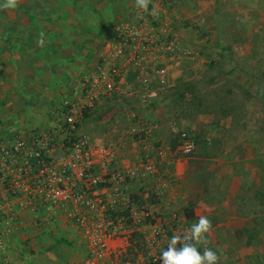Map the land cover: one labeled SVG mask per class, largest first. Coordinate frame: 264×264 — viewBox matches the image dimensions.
<instances>
[{"label":"built area","instance_id":"obj_1","mask_svg":"<svg viewBox=\"0 0 264 264\" xmlns=\"http://www.w3.org/2000/svg\"><path fill=\"white\" fill-rule=\"evenodd\" d=\"M171 9L168 1L152 0L144 11L134 1L108 31L96 63L71 79L68 94L54 111L62 124L18 133L10 140L0 135V249L23 217L42 214L52 221L66 220L81 237L85 254L70 264H162L159 257L168 244L161 246L168 233L181 230L174 218L152 215L144 198L127 187L136 178L147 180L148 174L157 186L156 199L162 201L174 174L167 151L157 143L156 162L140 154L133 166H123L121 136L114 143L96 144L80 129L85 113L108 107L113 108L108 120L118 123L117 118L127 116L125 108L115 110L118 103L156 98L194 69L196 60L179 44L176 32L177 26L193 23ZM132 118L140 120L143 132L145 121L135 114ZM196 147L181 132L173 153L189 157ZM103 191L110 192L108 199ZM137 243L141 252L133 251Z\"/></svg>","mask_w":264,"mask_h":264},{"label":"rangeland","instance_id":"obj_2","mask_svg":"<svg viewBox=\"0 0 264 264\" xmlns=\"http://www.w3.org/2000/svg\"><path fill=\"white\" fill-rule=\"evenodd\" d=\"M133 1L135 0H128L127 2L126 0L96 1L100 6L94 7L95 15L100 18L104 15H109L108 18L101 19L99 26L75 24V28H71L69 24H66L67 20H69V14L64 9L65 0H19L15 9L0 8V90L5 89V91H0L1 136L10 140L18 133L27 135L26 133L34 131L44 132L55 128L57 124H62V120L58 122L57 113L54 111H57L60 103L68 94L66 89L62 90L59 87L63 84L64 78L62 82L55 84L57 88L51 91L44 89L48 86V83L43 84L44 86L41 89L30 88L31 85L28 78L33 62L35 60L38 63L46 61L45 67H49L55 60L63 62L67 56V54L64 56V50L62 49L65 43L70 39L78 40L84 35L89 39L87 40L89 41V47L87 49L83 48L88 52L86 55L88 57L94 51L95 43L97 44L96 41H98H95L94 37L101 39L105 31L124 13L126 4L128 5ZM174 1L178 2V6L182 8L190 6L192 10L197 12H208L204 22L209 26L203 30L201 28L198 29L199 42L194 43L193 47L200 58L198 62V65H200V69L198 68L199 71L197 72L198 77L200 73V81L207 82L210 80L212 85L206 86L200 91L198 100L193 99L192 96H187L182 101L167 102L159 107L165 109L164 111L167 110V113L174 112V114H177V118H187L188 122L198 116L205 117V120L209 122L206 123L204 121L201 124L199 134L193 135L197 147L191 156L195 157V161L198 163V166H195L197 169L193 171L194 178L203 179L207 177L208 175L204 171L209 169L214 160L223 156L221 150L223 152L226 146L232 147L237 141H239L241 146L243 143H248V132L251 131L258 133L256 145L263 147L262 161L264 164V0ZM3 2L4 0H0V4H3ZM209 10L213 12L209 13ZM78 19H80V16H78ZM198 21L200 20H197L196 23ZM41 40L42 44L40 43ZM57 48L61 49L56 54ZM31 49H45L46 53L51 51L53 57L51 58L48 55L45 56L46 59H39L37 56L15 57L17 51H28ZM79 53L80 51L77 56H74V53L71 56L69 55L71 62L70 65L68 62V65L71 67L72 72L75 73L79 72L78 67L84 59L82 54L80 56ZM57 55L58 59L56 58ZM95 61L96 59L92 63L94 64ZM210 63L218 64V66L215 70L208 72L207 68ZM66 67L67 63H62V65L56 67V73L59 74ZM191 72V75H195L193 70ZM41 76L42 80L46 82H52L55 77L54 74L46 78L43 75ZM22 87L24 88L22 89ZM4 92L7 93L5 96H3ZM19 106L22 107L19 111L26 117L34 114L38 115L45 109L49 110L47 112L50 117L49 125L43 130L44 128L33 127L27 119H23L22 125L24 127L8 129L9 119H5L8 115H6V112L12 111L13 108H18ZM132 106L126 105L123 108L126 109L127 113L135 109L138 113L137 117L142 119L144 115L147 118V108L139 106V104ZM133 112L136 113L135 111ZM209 115L213 117L212 120L208 121L207 116ZM128 118V115L121 116L117 118L118 123H114V125L121 129H127ZM156 118L152 116L151 119L158 121ZM35 121L37 122V116ZM129 121L131 124L136 123L134 118H130ZM181 132L194 133L187 124L183 125L182 128L180 127L178 131H174L173 133H176L174 136L175 143L172 148L178 141V135ZM112 137L114 139L108 138L102 142L114 143L116 140L118 141L114 135ZM121 137L124 139L125 135ZM131 140L133 141L135 138L132 137ZM68 141L69 139H66V143ZM125 143L126 141H124L122 146ZM249 143L251 144L250 141ZM124 152L122 147L120 152L121 161L125 159ZM222 160L224 159L222 158ZM151 190L147 189V201L149 203L154 198L156 199L155 194ZM262 208V214L264 215V205ZM257 221L258 223H261V221L263 223L259 226L260 228L252 233L246 232L238 235L239 242L233 243L231 239L223 241L222 245H225V251L223 248L221 249V243L218 246L216 244V249L210 248L220 256L219 264H221V259L238 260V263L245 261L247 264H264V216ZM171 235L173 236L172 233H168L167 239L170 240ZM74 236L77 238H75V241H77L78 246L74 244L76 243L73 242L74 239L69 241L64 234L56 232L45 233V236L40 237V241L43 244L40 249L34 251L23 250L26 255H30L29 257L35 255L36 259L42 264H55L58 259V256L55 257V255L58 254L62 257L71 256L74 259L73 261H77L84 256L85 245L82 243L83 241L78 236V233H74ZM217 236L220 238L222 235ZM210 237L213 238V235H210ZM240 238L243 240L242 242ZM148 241H150L149 233H147V254L149 252ZM166 245L167 242L166 244L164 242L161 248L166 247ZM212 246L207 245L208 248ZM4 248L6 249L7 245ZM4 248L0 249V254H5ZM141 250L142 246L137 243L133 251L141 252Z\"/></svg>","mask_w":264,"mask_h":264},{"label":"crops","instance_id":"obj_3","mask_svg":"<svg viewBox=\"0 0 264 264\" xmlns=\"http://www.w3.org/2000/svg\"><path fill=\"white\" fill-rule=\"evenodd\" d=\"M65 1L66 5L64 6V9L65 12L69 14V20H67L66 24H69L71 28H75V24H90L99 26V21L101 19H107L109 16L104 15L100 18L98 15H95L93 10L95 6H100L96 2L99 0ZM127 1L128 0H126V2ZM165 1H168L169 3L173 1L176 3V1L174 0ZM132 3L128 5L126 4V10H124V13L118 18V20L126 15V11ZM178 5V2L175 4V6L171 5L173 15L179 16L180 19H189L193 23V26L196 24L197 20H200L198 21V25H196V28H192L193 26L188 28L177 26L178 29H176L179 44H181L183 48L190 49L196 60V62H193V71L197 76H195L196 79H199L197 72L200 69V65H198L200 58L198 56V52L193 46L194 43L199 42L198 29L201 28L203 30L206 29L207 26H209L204 22L206 21L205 16L208 15V12L200 13L196 10H192L190 6H184L182 8ZM212 12L213 11L209 10V13ZM77 15L80 16V19H78ZM108 31L109 28L105 31L101 39H97V37H94L95 41H98H96L97 44L95 43V48L93 49L94 51L88 57L86 56L88 52L83 48L87 49V47H89V41H87L89 39L84 35L78 40L70 39L65 43L62 49L64 50V56L66 54L67 56L63 62L61 60H55L52 62L53 65L50 64L49 67H45L46 61L39 60L40 63H38L35 60V62H33V67H31V72L28 78L30 81L29 84L31 85L30 88L41 89V87L44 86L43 84L48 83V86H46V88L44 89H48L51 91L54 88L56 89L57 85L55 84L62 82L64 78L63 84H61L59 87H61L62 90H68V85L71 79L76 76V74H79L88 67H91L93 65L92 62L94 61V59H96L97 61L102 49V41L105 39ZM59 49L61 48L56 49V54ZM79 51V55L81 56L82 54V57L84 59L78 67L79 72L75 73L72 72V69L69 66L71 62L70 56L72 53H74V56H77ZM46 55L51 58L53 57L51 51H49V53H46L45 49H31L28 51L19 50L17 51L15 57L21 58L25 56H37L39 59H46ZM56 58L58 59V55L56 56ZM65 62L67 63L68 68L66 67V69L57 74L55 70L56 67L62 65V63L64 64ZM64 73L65 75H63ZM179 73L180 70L178 69L176 70V72H173V76L176 77V74ZM52 74L55 75L52 82H46L42 80L43 78L41 75L46 78L50 75L52 76ZM23 88L24 87H22V89ZM0 91H5V89H1ZM6 94L7 93L4 92L3 96H5ZM53 104H55V102H53ZM126 105L135 106L138 104L134 101H127L126 103L121 102L117 104L115 110L121 109L124 106L126 107ZM21 108L22 107L19 106L18 108H13L12 111L6 112V115H8L5 119H9L8 129H15L16 127L20 126L24 127L22 125L23 119H27V121L30 122L33 127H39L40 129L44 128L43 130H45L49 125L50 117L47 113L49 112V110L45 109V111H41L38 115L34 114L28 115L26 117L19 111ZM164 110L165 109L162 108L147 109V118L143 115L141 119L144 120L147 124L146 126H144L143 132H141L143 128H141L139 125L140 120L134 118V122L136 123H129L130 118H132L131 116L137 114L135 109H133V111H135L136 113H134L132 110L127 113V115L129 116L126 124L127 129H121L120 127L114 125V123H116L117 121L115 119L109 121L107 116L103 118L101 117V119L98 120H94L92 118L88 119L85 124L81 126L80 132L89 137L91 141L95 142L96 144H99L100 142L108 139L109 137H112L113 135L114 137L125 135L124 139L126 143L123 146L125 151V159L121 161V164L123 166H133V161L140 154L147 157V161L149 163L156 162L155 145H157V143L161 144L167 151L169 159H171L174 163V174L169 184L166 185V188H164L165 195L163 197V200L159 201L154 198L151 203L147 201V189H152L151 192L154 194L157 189L153 177L148 174L147 180H140L136 178L133 182H131L127 187V191L132 193L133 195L135 194L140 196V199L143 197L147 202V208L152 213V215L158 217L160 216L158 214H164V216L166 217L174 218L176 220V225H178L181 230V233L189 229L193 223L197 222L199 216H207L211 220L213 225V230L210 234L213 235V238H211L210 235L207 236V245H213L209 248L216 249V244L217 246L219 245V243H221L222 245V242L227 241L228 239H231L233 243H237L239 242L238 235L246 232L252 233L260 228L259 226H261L263 223L262 221L261 223H258L257 220L260 217L264 216L262 214V206L264 205V164L262 161L263 147L256 145L258 133H255L253 131L248 132L249 141L251 142V144L248 141V143H243V145L241 146L239 144V141H237L235 145H232V147L223 146L225 147L223 152L221 150L223 156H220L219 159L214 160L209 169L204 171L208 176L203 179L194 178L193 171L197 169V167L195 166H198V163L195 161L196 158L193 156H175L172 147L175 143L174 136L176 133L173 132L178 131L180 127L182 128L183 125L187 124V126H190V129L194 131L192 135H196L199 134L201 130V124H203L204 121L206 123L209 122L205 120V117L201 116H198L196 119L188 122L187 118H177V114H174V112L167 113V110ZM36 116L37 122L35 121ZM152 116L157 117L156 120L158 121H154L155 119H151ZM212 117V115L207 116V120H212ZM132 137H134L135 140L132 141ZM222 158L224 160H222ZM103 192L108 199L110 196V192ZM187 208L191 210L194 219L186 218L185 209ZM38 221L42 222L41 226L36 225V222ZM56 232L64 234L69 241L74 239L73 242H76L74 244H78L77 241H75L77 235L73 237V234L77 233L74 230V227H72L66 222V220L62 218L57 221H52L47 217H43L42 214L23 217L19 227H17L16 230H13L9 234L7 248H4L5 254H0V264H42V262L36 259L35 255L33 256L31 254L32 256L29 257L30 255L27 254V256L24 250L28 249L34 251L36 249H40L41 245H43L40 241V237L45 236V233L50 234ZM217 235L222 236L218 238ZM217 239L219 240V242H217ZM240 241L242 242L243 240L240 238ZM166 242L168 244L169 239L165 240V244ZM207 245H197V247L202 252L204 250V247H207ZM222 248L224 249V251L226 250L225 245H222L221 249ZM19 250H21V252H19ZM3 255L5 256L3 257ZM57 256L58 259L55 261V264H59V262H61V264H70L74 260L71 256L68 255H66L65 257H62L59 254L55 255V257ZM238 262V260L221 259L220 263L235 264ZM238 264L247 263L244 261L243 263Z\"/></svg>","mask_w":264,"mask_h":264},{"label":"clouds","instance_id":"obj_4","mask_svg":"<svg viewBox=\"0 0 264 264\" xmlns=\"http://www.w3.org/2000/svg\"><path fill=\"white\" fill-rule=\"evenodd\" d=\"M150 2L151 0H135V5L147 11ZM18 3L19 0H4L0 8L15 9ZM155 11L156 9L153 8V14ZM40 43L42 44V40ZM212 230L211 220L205 215L199 216L198 221L193 223L189 229L183 233L174 234L170 238L167 250L163 251L159 257L162 264H219L220 256L216 251L204 247L201 252L197 247V245H207V236L212 233Z\"/></svg>","mask_w":264,"mask_h":264},{"label":"trees","instance_id":"obj_5","mask_svg":"<svg viewBox=\"0 0 264 264\" xmlns=\"http://www.w3.org/2000/svg\"><path fill=\"white\" fill-rule=\"evenodd\" d=\"M171 1V0H170ZM171 5L175 6V2L171 1L170 3ZM113 26V25H112ZM112 26L109 28H112ZM107 38V34L105 36ZM218 64L215 63H210L208 65L207 71H211V70H215L217 68ZM191 71L187 72V76L185 77L184 75L179 78V80H177V82L175 83V85L169 89L166 90L164 92H162L158 97L156 98H152V99H146V100H137L134 102H137V104H139V106H142L144 108H149V109H156L159 108L161 104L167 103V102H177V101H182L184 99H186L187 96H192L193 99L198 100V94L200 93V91H202L203 88H205L206 86H210L212 85L211 81H200V73H199V79H195L194 78H190L193 75H191ZM113 108H106L104 111L100 112V113H96V114H90V113H85V121L83 122L85 124V122L92 118L94 120H98L101 119V117H107L110 114V111ZM198 110V108H197ZM137 112V110H136ZM138 114V113H137ZM137 114H135L137 116ZM79 128V126L77 127ZM191 138L193 139L194 143L197 146L196 140L194 138V136L190 133H188ZM179 139V138H178ZM178 144V141L176 142V144L174 145V148L176 147V145ZM185 216L187 219H194L191 210L190 209H185Z\"/></svg>","mask_w":264,"mask_h":264}]
</instances>
